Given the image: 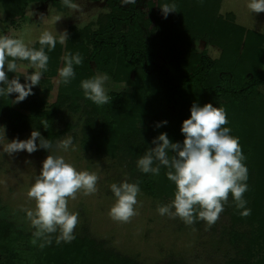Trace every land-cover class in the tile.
Listing matches in <instances>:
<instances>
[{
    "label": "trees",
    "instance_id": "16d2710c",
    "mask_svg": "<svg viewBox=\"0 0 264 264\" xmlns=\"http://www.w3.org/2000/svg\"><path fill=\"white\" fill-rule=\"evenodd\" d=\"M222 1L149 0L146 12H140L136 5L126 7L122 0H107L108 11L100 14L95 23L84 28L71 27L65 43H57L55 50L48 53L49 66L43 82L45 96L36 99L31 95L23 102L30 113L16 110L11 94L0 97V119L15 134L39 129L55 144L71 129L69 123L63 130L55 128L60 111L66 107L75 112L83 109L82 80L100 73L112 77L116 85H122L130 83L132 73L139 70L135 91H113L111 102L103 106L86 99L88 109L84 110L81 145L86 150L95 148L125 161L132 175L131 183L139 181L146 195L167 199L174 198L175 192V185L166 177L167 169L161 168L159 176L143 174L137 168V160L156 146L152 142L160 133L166 132L173 142L182 143L185 139L182 124L190 117L194 103L203 106L211 102L224 108L229 120L225 126L231 128L232 136L239 138L247 158L249 188L244 198L251 215L242 217L229 194L228 214L236 236L232 241L242 238L245 246L222 264H264V255L260 256L264 252V100L258 91L264 84V35L233 26L220 13ZM35 2L60 3L62 0H0V8L16 24L25 18L27 7ZM173 3L177 12L169 13L165 19L161 7ZM142 27L158 29L153 44L136 43ZM196 39L220 45L224 51L221 60L212 59L204 52L190 54V44ZM39 47V44L35 46ZM77 52L83 57V63L74 66L76 78L64 85L58 73L64 66L62 58ZM13 75L14 72H9V79ZM55 78L59 82L56 101L47 109L46 97ZM165 120L166 125L156 127ZM241 131L253 133L245 137ZM239 226H247L249 230L239 232L236 230ZM33 232L27 235L13 223L0 219V253L9 262L2 264H19L18 260L21 264H143L101 246L88 235H76L71 243L59 245L52 236V244L41 249L42 241L36 240ZM24 237L29 244L20 250L16 241ZM256 256L258 259L254 260Z\"/></svg>",
    "mask_w": 264,
    "mask_h": 264
},
{
    "label": "clouds",
    "instance_id": "9594fccd",
    "mask_svg": "<svg viewBox=\"0 0 264 264\" xmlns=\"http://www.w3.org/2000/svg\"><path fill=\"white\" fill-rule=\"evenodd\" d=\"M62 3L72 12L81 8L78 0H62ZM136 3L137 0H122L123 5ZM246 6L252 14L264 12V0H247ZM161 8L165 19L169 13L177 12L174 3ZM61 18L58 17L56 22ZM67 39V32L56 36L45 30L38 37L40 47L37 49L30 46L33 42L26 41L23 36L0 34V97L17 94L13 102L20 103L33 95L34 87L41 84L42 76L48 71V53L55 50L57 43L63 45ZM62 59L64 66L58 70L59 77L64 85H69L76 78L74 66L82 65L83 57L77 52L68 53ZM22 61L28 62V71L18 74L21 67L18 62ZM29 69L34 71L29 72ZM9 72L16 73V77L9 79ZM20 76L24 77V83L20 82ZM108 79L107 74H98L82 80L80 87L84 97L97 106L111 102L105 87ZM167 123L166 120L158 122L156 127ZM228 123L224 108L211 102L203 106L194 103L190 117L182 124L183 142H173L166 132L160 133L152 142L156 146L150 147L137 160V168L143 174L159 176L161 168H166L167 179L175 185L172 201L157 208L160 216L179 218L187 226L203 221L211 228L228 204L229 194L242 217L251 215L244 198L249 188L247 158L239 138L232 136L231 128L225 126ZM42 125L48 128L46 123ZM0 146V152L9 156L22 151L32 154L40 149L49 152L27 193L28 198L35 201V209L23 211L35 230L36 240L42 241L41 249L52 244L54 234L57 245L75 240L79 216L69 210V200H75L78 193L85 196L96 194L100 176L94 171L79 170L64 155L56 154L75 151L73 139L67 137L54 144L36 129L28 139H14ZM110 190L115 202L109 216L115 222L129 223L138 214L139 197L142 195L139 181L112 183Z\"/></svg>",
    "mask_w": 264,
    "mask_h": 264
},
{
    "label": "rangeland",
    "instance_id": "374dc122",
    "mask_svg": "<svg viewBox=\"0 0 264 264\" xmlns=\"http://www.w3.org/2000/svg\"><path fill=\"white\" fill-rule=\"evenodd\" d=\"M148 1L137 0L136 9L146 12ZM78 3L81 8L74 12L67 9L62 2L31 3L27 7L25 18L16 24L12 23V19L8 18L4 10L0 8V34L23 36L26 41L33 42L30 46L35 47L39 44L37 42L39 35L45 30L56 36L63 32L68 34L71 27L84 28L92 22L95 23L100 14L108 11L107 0H78ZM246 5L247 0H223L220 13L231 24L234 23L233 26H242L249 31L264 35V12L252 14ZM61 16L62 18L56 22L57 18ZM157 36L158 29L149 30L142 27V34L136 43L139 45L153 44ZM155 46L158 47V44L156 43ZM178 49L183 52L182 48ZM189 52H191L190 54L204 52L211 58L215 56V60H221L224 51L220 45L210 43L205 39H196L191 42ZM18 63L21 65L18 74L28 71L27 62ZM92 65L95 68L94 63ZM32 71L34 69H29V72ZM139 73V70H135L131 75V82L122 85H116L113 83L112 77H109L105 85L109 96L111 97V92L117 90L129 93L135 91L136 77ZM16 75L14 73L13 78ZM45 75L42 76L41 84L34 87L33 98L45 96V87L43 86ZM57 79L55 78L52 82V90L46 97L45 108L47 109L56 101L59 85ZM20 82L24 83L23 76H20ZM258 91L264 100V84L258 87ZM36 92H38L37 95H35ZM16 95L13 94V101ZM26 100L20 103L12 102V104L16 110L29 114L30 111L23 105ZM80 104L83 109L79 112L72 111L67 107L62 109L55 126L57 130H63L69 123L70 131L57 139L56 142L71 137L75 146V151L56 154L64 155L65 159L73 163L79 170L94 171L100 176L96 194L85 196L78 193L75 200H69V210L78 213L79 216V223L75 230L76 235L82 237L88 235L101 246L137 259L143 264H222L227 259L235 257L237 251L244 248L245 241L242 238L232 241L236 236L233 235L231 219L228 214L229 205H225L219 220L211 228H208L203 221L187 226L179 218L160 216L157 212L158 206L169 204L173 197L158 199L141 191L138 214L129 223L113 221L109 216V210L115 202V197L110 190V185L124 181L131 183L132 175L126 169L125 161L106 153H100L95 148L86 150L82 147L81 139L86 118L84 110L88 109L86 98L82 99ZM31 132L15 134L10 126L0 119V144H7L14 139H28ZM241 132L245 137L251 136L253 133L252 131ZM263 145L264 142L262 147ZM48 155L49 152L44 149L32 154L22 151L12 156L0 152V219L13 223L18 231L27 235L34 229L26 219L23 209H35V201L30 200L27 193L39 175L43 161ZM236 230L244 233L249 228L239 226ZM55 235H53L54 238ZM27 244L29 243L26 237L16 241L20 250L25 249ZM261 255H264L263 251L260 252ZM257 259L258 256L254 258V260ZM4 261L9 263L7 262L8 257L0 253V264ZM17 262L21 264L19 260Z\"/></svg>",
    "mask_w": 264,
    "mask_h": 264
}]
</instances>
